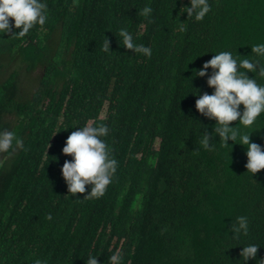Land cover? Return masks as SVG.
Here are the masks:
<instances>
[{
  "label": "trees",
  "instance_id": "obj_1",
  "mask_svg": "<svg viewBox=\"0 0 264 264\" xmlns=\"http://www.w3.org/2000/svg\"><path fill=\"white\" fill-rule=\"evenodd\" d=\"M45 2V25L0 47V130L24 146L0 154V264H85L89 255L106 264L113 253L122 264H240L249 243L261 247L247 264L264 259V169L250 176L245 149L231 141L202 149L199 133L215 122L187 94H211V70L187 80L212 55L243 57L264 43V0H209L199 22L177 14L188 0ZM87 27L109 41L107 60L89 59ZM122 28L151 57L123 49ZM100 124L117 171L103 197L83 199L90 186L72 196L60 172L71 160L64 142L76 127ZM251 130L250 142L264 146V114ZM238 216L249 233L233 239Z\"/></svg>",
  "mask_w": 264,
  "mask_h": 264
},
{
  "label": "clouds",
  "instance_id": "obj_2",
  "mask_svg": "<svg viewBox=\"0 0 264 264\" xmlns=\"http://www.w3.org/2000/svg\"><path fill=\"white\" fill-rule=\"evenodd\" d=\"M177 0H175V4ZM174 4V6H175ZM211 11L209 0H188V6L181 7L178 15L186 14L187 19L199 22ZM153 9L145 6L141 15L151 17ZM48 18L45 0H0V37L8 36V40L0 39V47L8 42L23 40L36 26L45 25ZM117 37H120L123 49L130 50L137 56L149 58L152 49L143 44L135 43L132 34L122 28ZM82 45L92 62L108 59L109 41L104 37L101 40L95 31L87 27L83 30ZM264 43L251 46L247 56L233 55L231 51H220L203 63L199 69H194L192 76L187 80L205 77L208 70L211 75L206 80V86L211 89L199 94L198 89H191L195 100V111L204 118L214 121L213 130L200 134L199 144L202 149L214 151L216 146L227 148L228 142L240 145L245 149L247 173L252 176L264 169V146L250 142L253 126L257 125L258 118L264 114ZM248 74H255L249 77ZM33 79V92L35 78ZM186 94V95H187ZM185 95V96H186ZM184 96V97H185ZM28 97L25 100H30ZM102 119V117H101ZM232 122H236L232 126ZM239 126V127H238ZM262 129V128H260ZM107 125H85L76 127L68 135L61 150L62 155L70 156L60 169L61 177L72 196L83 194L86 186H90L83 199H99L104 196L107 187L112 183L117 171V160L110 155V150L103 137L107 136ZM218 137V142H214ZM49 146V145H48ZM23 141L12 131L0 130V154H14L16 150L23 149ZM154 155L158 156L160 140L154 142ZM51 219V216L47 217ZM233 239L247 236L249 223L246 216L236 217L235 223L229 229ZM261 246L249 243L240 247V264H247L249 260H256L258 248ZM97 255H89L85 264H97ZM35 264H44L37 259ZM106 264H122V256L113 253L107 258ZM264 264V259L256 261Z\"/></svg>",
  "mask_w": 264,
  "mask_h": 264
},
{
  "label": "rangeland",
  "instance_id": "obj_3",
  "mask_svg": "<svg viewBox=\"0 0 264 264\" xmlns=\"http://www.w3.org/2000/svg\"><path fill=\"white\" fill-rule=\"evenodd\" d=\"M103 116H104V112L102 113V116L101 117L103 118Z\"/></svg>",
  "mask_w": 264,
  "mask_h": 264
}]
</instances>
